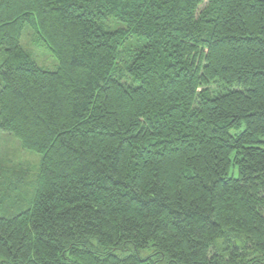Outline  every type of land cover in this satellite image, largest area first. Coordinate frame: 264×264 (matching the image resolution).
Instances as JSON below:
<instances>
[{"label":"trees","instance_id":"obj_1","mask_svg":"<svg viewBox=\"0 0 264 264\" xmlns=\"http://www.w3.org/2000/svg\"><path fill=\"white\" fill-rule=\"evenodd\" d=\"M0 54V131L40 154L0 263L264 264V0H0Z\"/></svg>","mask_w":264,"mask_h":264},{"label":"rangeland","instance_id":"obj_2","mask_svg":"<svg viewBox=\"0 0 264 264\" xmlns=\"http://www.w3.org/2000/svg\"><path fill=\"white\" fill-rule=\"evenodd\" d=\"M20 42L38 65L48 70L56 68V60L43 42L36 41L34 32L30 28H23ZM0 58H2V54H0ZM39 164V153L23 149L15 137L0 131V193L4 197L2 201L4 205L0 204V216L9 217L30 205ZM228 174L236 177V167L231 166ZM128 248L132 250L130 246ZM129 250L119 249L114 253L127 254ZM137 251L142 258L147 256L155 258L150 247ZM257 254V252H251L249 255ZM157 264H166V262L159 260Z\"/></svg>","mask_w":264,"mask_h":264}]
</instances>
